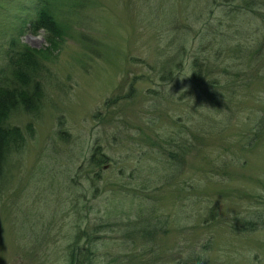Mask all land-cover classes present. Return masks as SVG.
Segmentation results:
<instances>
[{
    "label": "rangeland",
    "instance_id": "1",
    "mask_svg": "<svg viewBox=\"0 0 264 264\" xmlns=\"http://www.w3.org/2000/svg\"><path fill=\"white\" fill-rule=\"evenodd\" d=\"M193 1L0 0V72L10 77L11 43L12 52L24 49L39 58L31 103L17 102L4 122L18 128L24 145L8 161L12 190L0 194V264H67L70 241L94 229L96 262L128 264L140 255L136 261L145 264L147 250L160 246L171 264L184 256L180 245L189 239L206 264H264V221L254 232L228 230L234 216L260 213L264 219V10L240 26L221 12L236 5ZM156 15L173 18L175 37L169 40ZM46 16L62 30L48 33ZM220 19L224 31L207 39L208 23ZM235 29L238 35L229 40L224 34ZM257 42L263 43L261 56L254 53ZM235 45L244 53L234 56ZM175 47L185 48L190 60L195 53L207 59L201 91L192 93L187 69L171 64L159 73L162 56ZM144 126L161 132L205 127L203 148L189 154L175 177L185 185L190 179V192L174 193L163 171L162 181L168 180L154 189L159 163L138 157L146 142L136 130ZM94 145L109 162L91 185L85 159ZM146 181L148 191L141 189ZM184 199L195 204L182 206ZM146 201L160 203L168 216L181 206L197 215L214 205L216 213L208 223L198 218L187 238L172 223L154 245L138 236L132 244L126 225L135 220L132 209Z\"/></svg>",
    "mask_w": 264,
    "mask_h": 264
},
{
    "label": "trees",
    "instance_id": "2",
    "mask_svg": "<svg viewBox=\"0 0 264 264\" xmlns=\"http://www.w3.org/2000/svg\"><path fill=\"white\" fill-rule=\"evenodd\" d=\"M211 4L215 7L218 6L217 2L213 3L212 1ZM228 4H234L236 6H231V8L226 10L222 9L223 11L221 12L226 15L227 19L230 18L231 22L234 21V24H239L240 26H242L243 24L242 21H244L246 17H249V14L252 15L256 11L262 12L264 10V0H223L224 6H228ZM254 15L257 16V13H254ZM156 17L159 18L161 22L165 23V29L168 27L169 40L170 36L171 38L173 36L175 37L177 28L176 22L171 21L173 18L168 17L167 19H165L162 18V16L160 15H156ZM45 18L46 23H49V25L46 24V31L48 33L53 34L55 32L54 27H56V29L57 27L61 29L58 25H53L55 23L52 21L53 18L51 16H46ZM36 21L38 20H35L34 26L36 25ZM223 22L224 20L220 19V21L216 23H208L209 32H205L207 39L214 37L217 34L216 31L218 32V34L219 32L222 33V31H224ZM154 29L156 30L157 27H154ZM204 29H207V24H205ZM238 32L239 31L235 29V32H233L231 35H224L230 40L233 39L236 34L238 35ZM258 44L259 48H257L254 53L257 52V55H260L259 51H261V47L264 44H260V42H257L256 45L258 46ZM12 48L13 45L11 43V46L7 50L9 53L8 62L10 69L8 72L10 73V77L8 76V74L6 75L5 73L3 76V72H0V194H6L12 190V184L10 183L12 177L9 173L10 170L8 167V161L10 160L12 154H18V152L22 150L24 145V137L22 133L17 130L18 128H16L15 126H6L4 122L6 117L10 114L9 111L15 108L17 102H22V105L25 106V108L31 103L28 98V94L32 92L36 93V89L32 88L31 86V83L33 81L32 77L35 78L37 76V73L39 72L35 62L37 59H39L36 54L33 55L32 52L28 53L24 49L14 53L11 51ZM173 49L174 50H172V53L169 54L166 59L164 55L162 56L163 60H161L162 65L159 66V73L163 75L166 71L167 66L171 64H175V67H177L178 71L180 72H183V70L187 69L188 73L190 74L189 83L193 85L192 93L195 91V89L197 90L198 88H200L199 90L201 91L202 86L205 85V79L209 74L208 71H210L206 66L208 64L207 59L205 58V56L198 57L197 53H195L192 55L190 60V57L186 58L185 48L175 47ZM241 49H243V46L235 45L232 49V54H234V56H237L239 52L244 53L243 51H241ZM8 53H6V55ZM152 92H149V94ZM210 95L211 93H208L207 96ZM10 102H12V104ZM144 127L145 128L143 132L141 129L136 130V132H140L138 138L143 139L146 142L145 147L140 148L139 152H141L139 153L138 157H145L148 158L149 161H152V163H159L156 167L157 170H155L156 173L153 174V177L156 176L157 179L154 180V189L157 188V185H159L162 179L164 178L162 175H160L163 171V173L168 172V178L173 180V185L177 188L175 189L174 193H183L186 190L190 192L193 189L190 183L191 180H187L188 182L186 181L185 185L180 181L177 182V179L175 177L179 176L184 171V165L189 154L191 152H193V154L199 153L203 148L202 144L204 136L202 135V131L205 127L175 126L174 130L169 129L170 132H166L165 130L164 132H166V134H164V132H161L158 128L155 129L154 126ZM159 141H164L163 144L165 146L163 144L162 146H156V143H160ZM163 153H165L167 157L162 156ZM89 154V157L85 159V166L88 167L90 171H92V178L87 177L86 180H88V182H90V184L92 185L98 182V177L101 176L99 170L104 169L102 167L107 164L109 160L107 158V155L104 154L101 148H99V145H94L90 147ZM160 156H162V160L159 158ZM163 158L166 161V164H163ZM196 158H199V156L197 155ZM150 179H152V175ZM167 180L168 179L163 180L160 186L164 185ZM188 183H190V185H188ZM150 186L151 185H149L148 181H146V184L144 185V187L142 186L141 189H146L148 191L150 190ZM187 197L193 198L191 195H188ZM148 198H144V200ZM184 201L186 204L184 203ZM184 201L181 205L185 207L188 206L190 208L193 204H195V201L193 200L184 199ZM174 204L176 205V203ZM203 204L204 202H202V205ZM182 206L180 207V212L178 210H174L173 212L175 213L172 216H168V212L163 213L162 209L160 208V203H158L157 201L155 204H149L146 201V203H142L138 206H135L137 208L132 209L134 212L136 211L135 220H129V223H127L126 226L128 229H130V231L126 232L125 235L131 237L130 242L132 244L134 243L132 237L136 238L138 236L140 237L139 240L145 239L148 243L154 245L156 242L153 238H156L157 236L167 235V226L173 223L176 225V227H178V229H180V234H184L183 237L187 238L188 235H192L191 232L193 231V224L197 225V223H200L198 218L202 219L203 223H208L210 219H213L214 213H216V207L214 205L208 208L203 206V208H205L204 213L202 214L199 212L197 213V215H195L196 213L194 211L189 212L187 208ZM206 210H208L207 214H205ZM254 215H251L249 218L247 217V219L243 220H239L238 217L234 216L229 222L228 230L231 229V232H238V234L240 232L249 233L257 231L258 229H260V223L261 221H264V219L262 218V215H260V213H256ZM116 223L118 224V222ZM98 227L101 228L100 231L102 232V229L105 227V225L99 224ZM95 231L96 230L94 229V231L92 232H81L79 238L70 241L69 248L67 251V264H98V262L100 264H104L103 261H105V258H101L102 260H98L96 262L97 257H95V254L93 253L96 249H94L93 245H95V242L97 241L95 235L98 234L95 233ZM138 232H140L141 234H138ZM103 233L105 234L104 231ZM94 240L95 242H93ZM80 241H83L85 244H83V246H80ZM205 243L207 244L202 245V248L209 245L208 241ZM191 244L192 241L189 239H185L184 241H182L180 247L183 250L184 256L180 257H182L183 259L180 257L178 259L176 258L175 261L171 264H206V260L203 257L204 255L201 256L202 252L198 251L194 246H188ZM162 249L160 246H157L155 248H150V250H147L148 256L145 258L149 262H146L145 264H169L171 262L170 260L167 261L165 260L166 258H161L164 254V251H162ZM139 257L140 255L137 256V258L134 257L135 259L131 258L128 260L127 263L140 264L136 261ZM108 263L109 262L107 261L106 264Z\"/></svg>",
    "mask_w": 264,
    "mask_h": 264
}]
</instances>
